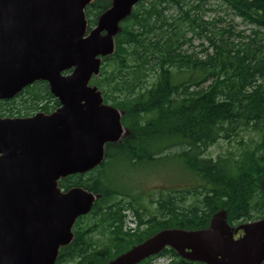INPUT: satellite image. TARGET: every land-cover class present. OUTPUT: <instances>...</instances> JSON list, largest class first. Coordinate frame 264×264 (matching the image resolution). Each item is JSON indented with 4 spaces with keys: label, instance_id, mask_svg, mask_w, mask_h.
<instances>
[{
    "label": "trees",
    "instance_id": "1",
    "mask_svg": "<svg viewBox=\"0 0 264 264\" xmlns=\"http://www.w3.org/2000/svg\"><path fill=\"white\" fill-rule=\"evenodd\" d=\"M194 1L140 0L121 20L114 51L102 57L90 83L105 103L123 111L121 121L129 133L105 144L98 166L58 180L63 190L82 186L100 196L75 220L74 238L59 248L54 264H106L161 229L204 228L221 209L232 226L264 217V0H218L251 25L248 34L211 32L202 16L191 13L207 0ZM110 3L93 0L86 6L89 28ZM173 6L179 15L167 16ZM186 26L208 39L205 57L183 48L190 41ZM224 32L242 39L236 43ZM57 106L48 83L39 80L0 100V115L49 113ZM247 129L258 137L253 146L206 154L213 143L230 142ZM167 159L179 162L193 184L150 196L152 212L130 176L141 165ZM187 195L192 201L183 205ZM129 212L137 221L134 229L125 228ZM96 231L106 242L93 238ZM159 255L169 257V264H206L184 259L171 247L137 264H152Z\"/></svg>",
    "mask_w": 264,
    "mask_h": 264
},
{
    "label": "water",
    "instance_id": "2",
    "mask_svg": "<svg viewBox=\"0 0 264 264\" xmlns=\"http://www.w3.org/2000/svg\"><path fill=\"white\" fill-rule=\"evenodd\" d=\"M92 1L0 0V100L43 80L59 101L49 113L0 115V264L55 263L100 196L58 180L98 166L105 144L128 133L123 111L90 80L140 0H111L89 28ZM165 247L206 264H262L264 217L232 226L221 209L204 228L161 229L106 264H137Z\"/></svg>",
    "mask_w": 264,
    "mask_h": 264
},
{
    "label": "rangeland",
    "instance_id": "3",
    "mask_svg": "<svg viewBox=\"0 0 264 264\" xmlns=\"http://www.w3.org/2000/svg\"><path fill=\"white\" fill-rule=\"evenodd\" d=\"M198 1L199 0H195L193 5L197 4ZM191 13H197L199 16H202V19L207 22V28L211 32L222 30H231L233 33L244 31L245 34L250 32L251 25L246 21L241 20L239 17H236L224 3H221L218 0H207L205 3H202L201 8L193 9L191 10ZM165 14L167 16L179 15V11L173 6L166 10ZM198 30L199 29L197 28V31ZM210 31H208L209 34ZM184 36L190 37V41H186L183 48L186 49L187 52H192L198 57H205L206 54L202 51V48L209 44L208 39L204 36L200 37L197 34L192 33L187 29V26L185 28ZM223 37L233 40L236 43L242 39L234 34L229 36L228 32H224ZM208 52L212 53V48H209ZM255 140H258V137L253 130H243L230 142L218 140L213 143L208 147L206 154L214 157L218 154L227 153L228 151L236 153L243 148L253 146ZM132 174L133 175L130 176V178L134 186L133 188L140 192L142 202L147 209L152 212H155V205L149 202L150 196L157 197L161 191H167L171 188H185L193 184L191 177L184 172L181 164L172 159L161 161L155 165H141V167ZM260 187L262 191H264V182ZM191 196L192 195H187L183 205H187L192 201ZM128 222L129 226L135 225L133 221ZM92 236L98 242H106V237L99 231L93 233ZM151 262L152 264H168V257L159 255L152 259Z\"/></svg>",
    "mask_w": 264,
    "mask_h": 264
},
{
    "label": "built area",
    "instance_id": "4",
    "mask_svg": "<svg viewBox=\"0 0 264 264\" xmlns=\"http://www.w3.org/2000/svg\"><path fill=\"white\" fill-rule=\"evenodd\" d=\"M128 221H133L135 223V225L133 226H129V222ZM136 226V220H135V217L132 215V213H128V216L126 218V224H125V228H130V229H134Z\"/></svg>",
    "mask_w": 264,
    "mask_h": 264
},
{
    "label": "flooded vegetation",
    "instance_id": "5",
    "mask_svg": "<svg viewBox=\"0 0 264 264\" xmlns=\"http://www.w3.org/2000/svg\"><path fill=\"white\" fill-rule=\"evenodd\" d=\"M137 3H138V2H137ZM126 128H127V127H126ZM128 133H129V131H128ZM128 133H127V135H128ZM125 136H126V135H125ZM125 136H124V137H125ZM124 137H122V138H124ZM122 138H121V139H122ZM121 139H120V140H121ZM239 233H241V232H240V231L237 232V234H239ZM237 234H236V235H237Z\"/></svg>",
    "mask_w": 264,
    "mask_h": 264
}]
</instances>
